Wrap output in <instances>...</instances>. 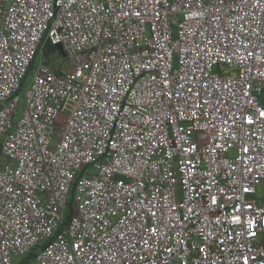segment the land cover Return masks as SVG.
Masks as SVG:
<instances>
[{
	"label": "built area",
	"instance_id": "1",
	"mask_svg": "<svg viewBox=\"0 0 264 264\" xmlns=\"http://www.w3.org/2000/svg\"><path fill=\"white\" fill-rule=\"evenodd\" d=\"M263 94L264 0H0V264H264Z\"/></svg>",
	"mask_w": 264,
	"mask_h": 264
},
{
	"label": "rangeland",
	"instance_id": "2",
	"mask_svg": "<svg viewBox=\"0 0 264 264\" xmlns=\"http://www.w3.org/2000/svg\"><path fill=\"white\" fill-rule=\"evenodd\" d=\"M40 59H38L35 64H34V69H32V71L27 74L26 78H25V81L21 87V89L19 90L18 92V96H19V106H18V113H17V116H16V120L19 119V117L21 116V113L24 109V106H25V103H26V94H27V91L29 89L28 87V84L31 82V77L32 75L35 73V69L37 68V66L42 63V58L41 57H38ZM52 58L53 62L50 64L52 66V68H62V69H67L68 68V64L66 62V60L64 58H61V57H56V54L55 55H52L50 57V59ZM261 103L262 105L264 106V94L262 95L261 97ZM70 201H71V198H70ZM36 249L33 248V250ZM25 257L24 256H20V257H17L14 259L13 261V264H18L21 260H23Z\"/></svg>",
	"mask_w": 264,
	"mask_h": 264
},
{
	"label": "trees",
	"instance_id": "3",
	"mask_svg": "<svg viewBox=\"0 0 264 264\" xmlns=\"http://www.w3.org/2000/svg\"><path fill=\"white\" fill-rule=\"evenodd\" d=\"M42 53H43V56H44V58H45V60H46V62L48 63V64H51L52 62H53V60H52V58L50 59V57L52 56V55H55L56 54V57H61V58H64V53H63V51H62V49H61V47H59V46H52L49 42L48 43H46L45 45H44V47L42 48ZM41 51L40 52H38L37 53V57H36V60L33 62V64H32V66H31V68H30V71H29V73L32 71V69H34L35 67H34V64H35V62L38 60V59H40V58H38V57H41ZM54 70L56 71V72H59V70H58V68H54ZM28 73V74H29ZM24 83V82H23ZM25 84V83H24ZM23 85V84H22ZM73 215V209H72V201H70V203H69V208H68V213H67V219H69V218H71V216ZM35 251H36V249L35 250H33L27 257H25L23 260H21V262L19 263V264H29V263H31V261L33 260V258H34V256H35Z\"/></svg>",
	"mask_w": 264,
	"mask_h": 264
},
{
	"label": "crops",
	"instance_id": "4",
	"mask_svg": "<svg viewBox=\"0 0 264 264\" xmlns=\"http://www.w3.org/2000/svg\"><path fill=\"white\" fill-rule=\"evenodd\" d=\"M51 66V65H50Z\"/></svg>",
	"mask_w": 264,
	"mask_h": 264
}]
</instances>
